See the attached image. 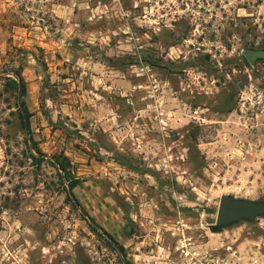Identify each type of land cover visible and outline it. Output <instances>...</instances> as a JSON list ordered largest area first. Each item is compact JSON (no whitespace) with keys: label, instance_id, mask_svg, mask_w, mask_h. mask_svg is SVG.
Instances as JSON below:
<instances>
[{"label":"rangeland","instance_id":"374dc122","mask_svg":"<svg viewBox=\"0 0 264 264\" xmlns=\"http://www.w3.org/2000/svg\"><path fill=\"white\" fill-rule=\"evenodd\" d=\"M247 48L264 0H0V264H264V215L211 229L264 201Z\"/></svg>","mask_w":264,"mask_h":264},{"label":"water","instance_id":"95a60500","mask_svg":"<svg viewBox=\"0 0 264 264\" xmlns=\"http://www.w3.org/2000/svg\"><path fill=\"white\" fill-rule=\"evenodd\" d=\"M245 58L254 64L258 60H264L263 50L245 49L243 51ZM22 96V89H19V102ZM24 119L27 121V116L23 105L20 103ZM28 127V122H26ZM264 215V201L255 202L248 200H236L231 196H224L219 204L216 225L211 226L213 231H218L223 227L229 226L241 220L255 221L257 217Z\"/></svg>","mask_w":264,"mask_h":264},{"label":"trees","instance_id":"16d2710c","mask_svg":"<svg viewBox=\"0 0 264 264\" xmlns=\"http://www.w3.org/2000/svg\"><path fill=\"white\" fill-rule=\"evenodd\" d=\"M23 68H24V66L21 62L18 67L12 68L11 70L8 71V74L12 75L14 78L7 77L6 79H7V85L10 88L19 89V87H21V89L24 93L26 91V82H25V79L22 75ZM26 116L28 119L30 118V113L28 111H26ZM20 117L22 120L24 119V116L22 113L20 114ZM55 157H56V161H57V164L59 167V171H62L64 173V176H62L60 174L61 178L65 177L69 183L70 191H74L77 187H79L82 184V181L72 176V172L69 169L68 160L64 156H55ZM93 224H94V221L91 222V227H92V229L95 230V227H93L94 226ZM128 227H129V225L126 224L125 232L128 230ZM105 234H106L107 238L111 241V243L115 245L116 249L120 253H124V247L120 246L118 244V242L116 241V239L114 237H112L110 234H108V233H105Z\"/></svg>","mask_w":264,"mask_h":264},{"label":"crops","instance_id":"0c3cea01","mask_svg":"<svg viewBox=\"0 0 264 264\" xmlns=\"http://www.w3.org/2000/svg\"><path fill=\"white\" fill-rule=\"evenodd\" d=\"M121 83V82H120ZM115 85H119V82H118V84L117 83H115ZM146 111H147V109H145V108H140V109H138V112H140L142 115H144V113H146ZM141 117H143V116H141ZM146 118H144V120H145ZM109 124H106V126H108Z\"/></svg>","mask_w":264,"mask_h":264},{"label":"built area","instance_id":"2783aa9c","mask_svg":"<svg viewBox=\"0 0 264 264\" xmlns=\"http://www.w3.org/2000/svg\"><path fill=\"white\" fill-rule=\"evenodd\" d=\"M166 166V165H165Z\"/></svg>","mask_w":264,"mask_h":264}]
</instances>
